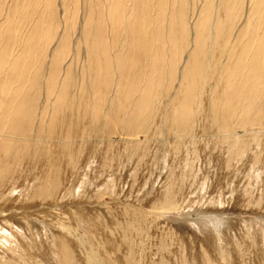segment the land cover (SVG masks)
Instances as JSON below:
<instances>
[{
	"label": "bare ground",
	"instance_id": "bare-ground-1",
	"mask_svg": "<svg viewBox=\"0 0 264 264\" xmlns=\"http://www.w3.org/2000/svg\"><path fill=\"white\" fill-rule=\"evenodd\" d=\"M84 1L86 3L84 6L87 8L88 12H86V18L82 22L80 31L81 39L78 46L81 48L82 46L80 45H83L86 49L85 52L88 54L85 55L88 56L90 65L87 67L86 75L84 76L82 74L86 78H83L82 84L78 87L79 95L81 96H79L80 101L77 102L78 104L75 107L74 104L76 103L73 102L74 100L72 99L71 101L69 99V93H74L71 92V89L76 87V85H73V87L72 83H70L74 75L67 72L68 79L66 78V81L64 79L61 80L60 77L62 78L64 75L62 72V64L65 65L66 59L70 57V53L72 52V43L70 42L69 35H73L76 32L77 24H79L81 20L82 3ZM246 1L247 0H61V4H59V0H7V4L5 3L7 8L5 9L3 3L6 2V0H0V19L1 15L4 16V23L0 21V264H12L10 260H7L6 256L2 255L6 253V251L2 249L5 243H7L8 247L5 246L6 248L4 249H13L9 241L14 237L13 234L15 233L12 229L15 223L12 225V222H9V215L7 217L4 215L6 213L5 211H7L6 207L8 206L6 202H9L11 198L9 195L10 193H6L10 196L8 197L4 190H9V188H11V193L14 192L16 189V184L14 185V183L18 182V175L23 174L21 169L29 167L28 172H26L27 170H23L26 172L27 178L25 180H30L29 184H27V189H22L23 194H27L26 201H41V205L42 202H46L47 200V202H49L51 200V202L55 204L60 202L58 204L60 205L62 202L61 200L65 199L69 194L71 195V192L75 189L74 185H70L71 181L68 178L65 182V177L63 176L65 172L63 170L67 169L71 172L76 170L74 169V162L78 160L76 155H80L83 151L80 149V142L88 126L92 129L91 133L93 137L98 136L99 144H101V146H97L95 149L93 148L94 151L92 150V154H94L97 153L102 146L106 148L104 150L109 152L111 150L116 151L120 147V149H122V147H125L123 144L124 141L128 146L126 148L132 149L128 142H139V138L141 137L140 134L144 131L148 132L151 125L155 124L158 115L165 126H168L167 128L169 129L166 131L169 133V136L174 135L175 130L178 131V135L185 131H188V135H192V133H196L197 129L198 131L200 129L202 132H209L208 123H204L203 120H205L206 117L207 119L211 117L212 126L215 127V132L217 133L216 137L220 144L224 146V148L223 146L222 148L223 150L225 149V154L227 153L229 155L226 157L227 161L224 159L223 163H220L222 168L229 171L227 175H231L230 173L233 171L228 169H235L236 159L245 154L243 150L249 153L253 147L254 149L255 147H263V145L259 144L261 142V136L259 135L260 137H258L257 135L250 138V145L247 146L248 148L244 149L242 147L243 145H240V136L237 137L235 134V131L244 125H249V130L252 132H254V130L251 129L254 126L257 127V123H259L260 126L264 125V0H251V3L249 2L250 10L244 7V4H247ZM58 7L63 10V16L60 20L57 12ZM196 10H198L197 14L195 13ZM193 17H195V20L191 25L190 20ZM242 21H244V23L241 25ZM239 23L241 27H239ZM4 24L5 27H3ZM60 29H63L62 33H60ZM236 31H238L237 35H234ZM171 50L175 52V55L173 54L176 56L174 62L171 61ZM187 50L189 52H187L188 55L185 58V52ZM203 57L210 59L212 69L210 66L203 67L206 65H203ZM219 57L224 58L222 59L223 64L218 61ZM183 58L187 60L185 64L183 63L184 69L181 72V67L179 68V66ZM46 60H49V73H47L46 82L44 83L46 101L45 104L43 102L44 105L42 104L43 107L40 111L36 108V105L40 98L39 90L41 91V88L39 89V85L37 87L36 81L40 74L41 67ZM68 61L70 62V60ZM79 62L80 61H78V64ZM84 64L88 65L86 61ZM221 64L222 66H220ZM202 67L204 70L203 74L200 72L202 71ZM66 71L67 69L65 72ZM71 72L73 71L71 70ZM175 82L179 83L178 87H176L178 83L175 85ZM212 82L214 86L211 87L210 84ZM162 89H165L164 93ZM110 93H113V96L109 99ZM258 101H260V106L255 109L254 105H256ZM236 102H238L237 106L243 108L244 114L246 113L249 115L252 114L253 111H256L255 117L252 118L253 120L250 118L249 121V117L245 118L247 120L244 121V125H239L238 122H229L234 112H236V110H234V106L237 104ZM163 106H165L164 109ZM239 107L236 109L240 110L239 116L241 117L242 111ZM204 111L206 114H202L203 117L201 116V118L203 119H200L199 124L198 116ZM63 113L65 115L64 117L68 119V122H66L67 125L61 123ZM149 123L151 124L149 125ZM151 133H153V131ZM114 134L118 137V141L114 138L115 136L113 137ZM166 140L168 141V139ZM172 141L174 140L170 139L167 143L168 146L166 151L169 155L172 153L173 149L180 150L182 147L179 146V148L175 149L174 144L171 143ZM213 142L210 144H214ZM62 146L63 148H61ZM202 146L203 145H201V147ZM244 147L246 146L244 145ZM247 149H249V151H247ZM260 150H262V148ZM100 151L102 152V150ZM142 152V148L136 147L137 155H135V157H137V160L140 159L139 156ZM185 152L186 151H184V154ZM81 154L84 153L82 152ZM222 154H224V152ZM110 155L112 159V155L114 154ZM96 156H98V154H96ZM256 156L253 157L255 158L254 161H256ZM75 157L77 158L76 160ZM101 157L103 156L101 155ZM90 158L88 159L87 166L92 162L89 161L91 160ZM119 158L122 160L121 157ZM220 159L222 160V158ZM187 161H189V159ZM98 164L101 165L100 162ZM108 165L109 163L107 167H109ZM225 166L228 169H226ZM111 169L113 168L111 167ZM96 170L98 172L99 167L96 168ZM256 170L257 168L255 171ZM87 171L90 173L94 171V169L86 168L84 176L81 179L82 181L86 182V176L88 175ZM112 171L108 169V172ZM20 172L22 174H20ZM104 172L102 174H100L101 172L99 173L101 177H103V175L104 177L106 176ZM180 173V177L175 175L176 173H169V176L165 178L163 191L160 192L157 206L152 209V211L155 210V213L159 214V216L168 215V212H181L182 209L184 211L185 205H198L200 202H195L197 201L195 198V201H191V198V200L189 199L185 204L186 199L188 200L185 187L187 188L189 184L188 186H186L187 183L184 185V181L188 179L182 177L183 171H180ZM257 175L254 169L251 170L250 168L247 171L249 183L250 179H253L251 180L253 182H257L260 178ZM191 177H193V174L188 172L187 178ZM193 179H195V176ZM244 186L242 188H244ZM87 187H81L78 190L80 198L82 194L86 193ZM108 188L109 190L100 189V191L103 194H106L105 192H109L111 195L114 194L115 189L110 185ZM251 190V184L245 187L243 191L238 190V196L241 199L237 204L240 203L243 205L244 203L247 206L257 208L256 211H258L261 207L263 208L264 194H260L258 199H254L251 196ZM263 190L264 188H262L261 192H263ZM24 191H26V193ZM60 198L62 199L60 200ZM208 198L210 197L208 196ZM51 202L49 203L50 205ZM46 205H48V203ZM39 207L38 205L34 208L37 209ZM77 207H79V205ZM9 208L12 209L11 207ZM110 208H106L108 211L107 213L104 212V209H93L94 218H92L93 215H91L93 211L89 212V220L95 222V227L96 223L101 225V219H106L109 223L111 220L108 217H119L116 215V212ZM191 208L193 207L191 206ZM255 208H252V210ZM46 212L47 210L41 213ZM129 212L131 213V211ZM85 215L83 217H85ZM63 216H61V218ZM114 220L116 219H113V221ZM44 223L46 224L47 221ZM103 224H106V222ZM255 224L253 225L256 226ZM4 225L7 226V228ZM20 225L17 226L19 231H22L21 229H26H24V226L22 227ZM28 225L32 228L31 230H34V223ZM52 225V223L51 225L47 224V226L51 228L43 227L42 229L45 230L46 228L48 230L46 233L49 232V235L47 234L45 238L48 236L50 239L49 247L53 251L51 253H54L57 262H53L54 264H145L147 262L145 261L143 263L144 257L142 258L143 255H141L139 251L136 257L127 256L122 260L121 256L118 255V252H120L119 249L109 243L111 239L108 237L103 241V244L115 247L116 251L113 254H107L105 257H103L104 255L102 254L103 256L101 255V258L99 252L91 245L92 248H89L90 250H87L85 252L86 254L83 255L84 249L82 250V254H78L77 247L79 246V241L74 239L72 234L74 230L70 227V223L68 225L62 221L59 223L56 222V227H54L55 231ZM112 225L114 224L112 223ZM9 227H11V229H9ZM100 227L98 229H100ZM133 227L137 229V225L133 224ZM250 228H245L246 232L244 230V234H249V240L253 243V247L256 248L254 251L255 253L258 251V246L264 239H261V242L257 240V229L255 233L252 226ZM100 231L103 233L101 235H104L106 233L105 227L102 226ZM29 232L31 233V231L27 233ZM180 232L181 234H179ZM180 232L177 233L176 231L177 238L173 235L175 233L174 231L171 232L172 234L170 235V241L173 243L169 245V251L172 256L175 257L176 264H220L221 260L214 259L211 251L205 246L206 242L202 244L201 240H197V237L194 238L192 236L189 238L191 242L187 243L188 241H186V237L184 236L185 233L182 231ZM260 234L262 235L264 232ZM43 237L44 235L42 238ZM262 237L264 238L263 235ZM234 238L232 239L234 240ZM81 239H79L80 242ZM86 242L85 240V243ZM236 245L238 248L240 244L236 242ZM22 248H24V246ZM44 248H46V246ZM83 248L85 247L83 246ZM80 249L81 247L79 250ZM245 250L247 249L245 248ZM233 251H231V255ZM241 251L240 254L242 258L240 259L242 260H239V264H243L246 260L244 258L246 254L244 255V251ZM222 253H220V256H223ZM21 254L23 253L19 252V259L11 256V258L14 259L13 264H36L33 261L34 259L36 261V258L32 260L27 257L28 259H25L23 258L24 254L22 257ZM131 254L132 253H130V255ZM34 256L36 257V254ZM237 256H239V254ZM250 256L248 258H250ZM4 259L6 261L5 263L3 262ZM119 260L121 262H119ZM246 261H248V259ZM252 261L251 264L253 263ZM40 262H42V260ZM48 262L46 261V263ZM255 263L260 264L259 261ZM261 263L264 264L263 257L261 258ZM147 264L152 263L150 262Z\"/></svg>",
	"mask_w": 264,
	"mask_h": 264
},
{
	"label": "rangeland",
	"instance_id": "rangeland-1",
	"mask_svg": "<svg viewBox=\"0 0 264 264\" xmlns=\"http://www.w3.org/2000/svg\"><path fill=\"white\" fill-rule=\"evenodd\" d=\"M60 1L61 0H59V4H61ZM249 2L251 3V0H247L246 1L247 4L246 5L244 4V7L247 10H250V3ZM5 3L7 4V0H6V2L3 3V6L6 9L7 6ZM84 4L86 5L85 1L82 3V12H81V17H80L81 20L79 21V24H77L76 32L74 33L75 35L74 34H73L74 36L72 34L69 35L70 42L72 43V45H71L72 52L70 53V57H69L70 59L69 58L66 59V61H65L66 63L64 62L65 65L62 64L63 65L62 66V72L64 75L62 74L63 77L62 78L60 77L61 80L64 79L66 81V78H67L66 73L67 72H69L70 74L72 73L71 75H74L72 77V79H74V80L71 79V81L70 80L69 81H70V83H72V86L76 85V87L73 86L74 89H71V92H74L75 94L69 93V99L71 101H72V99L74 100L73 102L76 103V104H74L75 107L78 104L77 102L80 101L79 96H81V95H79L78 87L82 84L83 78H86L84 76L86 75L85 73H87V67H89V65H90L89 64V58H88V56H86L88 54L87 52H85L86 49L84 48L83 45H80V46H82L81 48L78 46L79 45L78 43L80 42V39H81V32L80 31H81L82 22L86 18V15H87L86 12H88L87 8L84 6ZM196 11H195V13L197 14L198 10H196ZM57 12L59 15L58 16L59 20H60V18L63 16V10L60 9V7H58ZM3 17L4 16L1 15L0 21H3V19H4ZM195 17H193L190 20L191 25L194 22ZM2 23H4V21ZM243 23H244V21L241 22V25ZM238 25H239V27H241L240 23ZM3 27H5V24L3 25ZM62 30L63 29H60V33H62ZM237 32L238 31H236L234 33V35H237ZM78 51H80V52H78ZM171 52H170L171 55L170 54L169 55L172 58L171 61L174 62L176 59V56H174L175 52H174V50H171ZM187 52H189V51L187 50L185 52V58L188 55ZM173 58H174V60H173ZM185 58H183L184 62L181 61V64L179 66V68L181 67L180 68L181 72L183 71V69H184L183 66L187 60V59L185 60ZM222 59H224V58L219 57L218 61H220V63L223 64ZM68 60H70V62ZM87 60H88V62H87ZM78 61H80L79 64H78ZM85 61L88 65L84 64ZM203 61H204L203 65L206 64L203 67H209V66L211 67L210 59L203 57ZM222 64L220 66H222ZM82 65H84V66H82ZM69 66H71V67H69ZM72 67H74V68H72ZM203 67H202V71H200L202 74L204 71ZM45 68H46V70H45ZM48 68H49V60H46L45 63L41 67V71L39 72L40 74L38 75V78L36 81L37 87L39 85V89L41 88V91L39 90L41 99L39 98L37 105H36V108L39 109L40 111L42 110V107L46 101V99H45L46 94L44 93L45 92V87H44L45 84L44 83L46 82V77H47L46 75H48L47 73H49ZM66 69H67V71L65 72ZM211 69H212V67H211ZM71 70L73 72H71ZM44 78H45V80H44ZM177 83L178 82H175V85ZM41 84L42 85L44 84V85L42 86ZM178 85H179V83L177 84L176 87H178ZM210 86L211 87L214 86V83L212 82L210 84ZM260 88H261V86H260ZM165 89L164 90L162 89L163 93L165 92ZM75 90H76V92H75ZM112 96H113V93H110L109 99ZM43 102H44V104H43ZM236 103L237 104L234 106V110H236V112H238V113L234 112L233 116L231 117L232 119L229 121L230 123L231 122H238L239 125H244L245 124L244 121L247 120L245 118L249 117V121H250V118L252 119L255 117L256 111H253L252 114H249V115L246 113L244 114L243 108L237 106L238 102H236ZM159 104H160V102H159ZM259 106H260V101H258L257 104L254 105V108L257 109ZM237 107H239L242 111L241 117L239 116L240 110H237L236 109ZM164 108H165V106H163V109ZM202 114L205 115L206 114L205 111L203 113H200V115L198 116V123L199 124H200V119H203V118H201V116L203 117ZM64 116L65 115L63 113V118H62L61 123H64L67 125L66 122H68V119ZM237 116H239V117H237ZM240 118H242V119H240ZM65 120H67V121H65ZM152 121H153V119H152ZM152 121H151V123H152ZM203 121L206 124L208 123L207 125H208L209 132H202V131H200V129H199V131H198V129L197 130L195 129L196 130V133L194 132L195 134L192 133V135L191 134L188 135V131H185V132H182L178 135V131L175 130L174 135L169 136V133H167V131L169 129V128H167L168 126H165L164 122L161 120L160 116L158 115L157 120H155V124H152L151 128L149 129L151 131L155 127L152 130L153 133H151L152 131L150 132L149 130H148L149 133L142 131L143 133L141 132L142 134H140L141 137L139 136L140 137L139 142H135V143L128 142L130 144V146L132 147V149L126 148L128 146L126 143H124L125 142L124 141L123 144L125 145V147L124 148L122 147V149H120L121 148L120 147L116 151L111 150L109 152V151L104 150L106 148L104 146H102V147H100V150H102V152L99 150L97 153H94V154H92L94 149L97 146H101V144H99V140L97 138L98 136L93 137V135L91 133L92 129L89 128V126H88L87 130L84 133L83 138L81 139L82 143L80 142V149L83 150L82 152L84 154H81L82 153L81 152L80 155L79 154L76 155L78 157V160H76L77 158L75 157L76 162H74V167H75L74 169H76V170H73L74 174H73V172H71L67 169L63 170L65 172L63 174V176L65 177V182L68 178L71 181L70 185H74V187H75V189L73 191L74 193L71 192L72 194L71 195L69 194L70 196L68 195L65 199L60 198V200L62 199L61 200L62 202L60 205H58L60 202H57L55 204L54 202H51V200L49 202H47L48 200L46 202H42L41 205H40L41 201H35L36 203L31 202V201L27 202L26 201V195L27 194L26 195L23 194L22 189L23 190H25V188L27 189V187H28L27 184H29V181H30V180H25L27 178L26 172L29 171V169H28L29 167L25 168V169H21V172L23 174L21 172H20V174H22V175H18L19 173L16 174V175H18V180H17L18 182L16 181L17 183H14V185L16 184L15 188L17 189V191L15 189V191L11 193V188H9V190L8 189L4 190L5 194L10 193L9 195L11 196V198L9 199V202H6V204H8V206L6 205L7 211H5L6 213L4 215H6V217L9 215L8 216V218L10 219L9 222L10 223L12 222V225H13V223H15L12 226L13 227L12 229L16 234L14 233L13 234L14 237H12V239L9 241L12 248L15 249V250L12 249L14 252L11 249L10 250L4 249V248H6L5 246H7V243H5V246L2 250L6 251V253L2 254V255L6 256L7 260H10L12 264L14 262L13 258L19 259V256H20L19 252L24 254V255L21 254V257L23 255V258H25V259H28L27 257L31 258L32 260L34 258H36V261H35V259L33 260L36 264H41V263L43 264V262H44V264H50V262H51V264L53 262L57 263L55 260L54 253H51L53 251L49 247L50 239L48 236L45 238V236L47 234L49 235V232L46 233V231H48V230L46 228H45V230L42 228L48 227L47 224L51 225V223H52L53 224L52 225L53 230L55 231L54 227H56V225H55L56 222L59 223L62 221L64 223H67L68 225L70 223V225H71L70 227H72V229L74 230L72 232L73 237H74V239L79 241V246L77 247V253L78 254L79 253L82 254L83 253L82 250L84 249V253H83V255H84V254H86L85 252L87 250H90L89 248L94 247V249H96V251L99 252V256L102 258L103 255H104L103 257H105V256H107V254H113L116 251L115 247H117L119 249V251L121 252V253L118 252V255L121 256L122 260H124V258H126L127 256L136 257L138 254V251H139L141 253V255H143L142 258L144 257V259H145V260L143 259V263L145 261H147L145 264L150 263V262L152 264H176L175 263L176 262L175 257H173L169 251V248H170L169 245H172V243H173L170 241L171 240L170 235L172 234L171 232L174 231L175 233L173 235L177 238L178 236H176V231H177V233L182 231L183 233H185V235L183 233L182 234L186 237V241H188L187 243L191 242L189 238H191L192 236L194 238L197 237V240L198 239L201 240L202 244H205V242H206L205 246H207V248L211 251V254L213 255L214 259H219V261L221 260L220 264H222V263L223 264H231V263L232 264H239L238 262H240L242 260V259H240V258H242L240 251L243 249L241 251V252H243L245 250V248L248 251L245 250L244 255L248 254L250 256V254L252 253L250 258H248L249 257L248 255H247V258H246V255L244 257L246 260L248 259L249 262L245 260L248 264H251L252 260H253L252 264H256L255 262H257V261H259V263L262 264L261 258L262 257L264 258V244H263L264 238L262 237V235L264 236V234L261 235L260 233L264 232V204L262 205L263 208L262 207L260 208L262 211L260 209H258V211H256L257 208H255V207L247 206L243 202H241V203H243V205L240 203H239L240 204L239 205V204H237V202H239L241 199L238 196V194H239L238 190L243 191V189L245 187L249 186V184H251V188H252L251 196L254 199H258L260 194H264V190H263V192H261L262 188H264V172H263L264 171L263 170L264 169L263 168L264 167L263 166L264 165V152H263L264 151V143H261V142H264V139H263L264 138V133H263L264 132V130H263L264 125L260 126L259 123H257L258 124L257 127L254 126L251 129V130H254V132L249 130V125H246L247 127L245 125L243 127H239L237 129V131H235V134L237 135V137L240 136L239 137L240 138V145L241 146L243 145L242 147L244 149L248 148L247 146L250 145V143H251L250 138L252 136H257V135H258V137L261 136L260 137L261 142L259 141L260 142L259 144L263 145V147L262 146H260V148L255 147V149L253 147L250 151H249V149H247V151H249V153H247L246 150H243V153H245V154H243L244 157L241 156L240 158L236 159L235 169L234 168L228 169L225 166L226 169L233 170V171H231L232 173H230L231 175H227V173H229V171H226L224 168H222L220 166V163L221 162L223 163L224 159H225V161H227L226 157H228L229 155L227 153L225 154V149L223 150L224 146L220 144L218 138L216 137L217 133L215 132V127L212 126L211 117H210V119L209 118L207 119V117H206L205 120H203ZM151 123H149V125ZM263 123H264V120H263ZM212 131H214L216 133V135ZM198 132H201V133H198ZM204 133H206V134H204ZM252 133H256V134H252ZM201 134H202V136H201ZM148 135H150V136H148ZM193 135H195L196 137ZM191 136H193V137H191ZM113 137L118 141V139H117L118 137L116 136V134H114ZM178 138H180V139H178ZM182 138L184 139V141L186 140L185 143H184ZM191 138H193V139H191ZM195 138L197 141L195 140ZM166 139H168V141ZM170 139L174 140L171 143L174 144L175 149L179 148V146L183 147V148L181 147L180 150H174L173 149L172 153H170L171 156L166 151L167 150L166 148L168 146L167 143L169 142ZM212 142L214 144H210ZM196 143H198V144H196ZM201 145H203V146L201 147ZM214 145H217V146H214ZM244 145L246 147H244ZM88 146H89V148H88ZM222 146H223V148H222ZM136 147H140L143 149V152L139 156V158H140L139 160H137V157H135V155H137ZM61 148H63V146ZM261 148H262V150H260ZM125 150H126V152H125ZM180 151H181V153H180ZM184 151H186L185 154H184ZM190 151H191V154H190ZM223 152H224V154H222ZM116 153H117V155H116ZM246 153H247V155H246ZM253 153H254V155H253ZM259 153H261V154H259ZM96 154H98V156H96ZM106 154H107V156H106ZM110 154H114V155H112V159H111ZM101 155L103 157H101ZM183 155H185V156H183ZM248 155H250V156H248ZM256 155H258V156H256ZM115 156H116V158H115ZM124 156H125V158H124ZM180 156H182V157H180ZM254 156H256V161H254V159H255V158H253ZM92 157H95V158H92ZM119 157H121L122 160H120ZM167 157L170 159H168ZM171 157H173V158H171ZM89 158L91 159L89 161L90 162L92 161V162L90 165L87 166ZM220 158H222V160ZM244 158H246V159H244ZM188 159H189V161H187ZM96 161H97V163H96ZM99 162L101 163V165L98 164ZM183 162H184V164H183ZM237 162H239V163H237ZM108 163H109V165H108L109 167H107ZM241 163L244 165H242ZM97 165H99V166H97ZM102 166H103V168H102ZM240 166H241V168H240ZM98 167H99V170L97 172L96 168H98ZM111 167L113 169H111ZM258 167H260L261 169ZM86 168L87 169L92 168V169H94V171H91L90 173L87 171L88 177L86 176V182H85V181H82L81 179L84 176V172L86 171ZM237 168L240 171H238ZM248 168L249 169L251 168V170L254 169V172L256 174H258L257 175L258 177H260L259 180L257 181L260 183H257L256 181H254V182L251 181L253 179H250V183H249V179L247 177V171L249 170ZM256 168L259 171H257V170L255 171ZM108 169L110 171H112V170L113 171L108 172ZM23 170L24 171L27 170V171L24 172ZM104 171H106V172H104ZM180 171H183L182 177L188 179V180L184 181V185H185V183H187L186 186H188V184H189V186L187 188L185 187V191L188 195V197H187L188 200L186 199L185 204L189 201V199L191 200V198H192L191 201L197 200L195 202L200 201L201 203L199 202L198 205L197 204L188 205L190 208L187 205H185L184 211L182 209L181 212H168L167 213L168 215L159 216V214H156L155 210L152 211V209L157 206V201H158V198L160 197V192L163 191L165 178L169 176V173H173V174L176 173L175 175H178L180 177L181 176ZM187 171L192 173L193 177L195 176V179H193V177L187 178L188 177ZM103 172H104V174L106 173L105 177H104V175H103V177L100 176V174H102ZM195 173H197V174H195ZM259 174H260V176H259ZM198 177H199V180H198ZM82 182H83V184H82ZM109 185L115 189L114 194L111 195V194H109V192L108 193L105 192L106 194H103L100 191V189H102V190L108 189L109 190V188H108ZM23 186H25V187H23ZM78 186H79V188H78ZM243 186H244V188H242ZM81 187H83V188L87 187V189H86V193L82 194L81 198H80L78 190ZM233 189H234V191H233ZM19 192H20V194H19ZM24 192L26 193V191H24ZM101 194H103V195H101ZM240 194H241V192H240ZM9 195H7V196L10 197ZM96 195H98V196H96ZM236 195H237V197H236ZM208 196L210 198H208ZM194 198H195V200H194ZM202 198H203V200H202ZM99 201H101V202H99ZM50 202H51V205L55 204L56 206L55 205H54L55 207L52 206L53 208L50 207L51 206L49 204ZM13 203H15V204H13ZM47 203H48V205H46ZM2 204H5V203H2ZM27 205H29V206H27ZM38 205L40 206L39 208H37V209L34 208ZM78 205H79V207H77ZM48 206H49V208H48ZM80 206H81V208H80ZM191 206L193 208H191ZM9 207H11L12 209H10ZM30 207H31V209H30ZM106 208L107 209L110 208L111 210L116 212V215H118L119 217L118 218L117 217L115 218L113 216L108 217L112 221V222L110 221L109 223L106 221V219L105 220L101 219L100 220L101 225H98L96 223V227H95V225H94L95 222L89 220V217H88L89 212L93 211V213H91V215H93L94 214L93 209H104V212L107 213L108 211L106 210ZM252 208H255V209L252 210ZM52 209H54V210H52ZM84 209H85V211H84ZM46 210H47L46 213H41V212H45ZM51 210L54 211L55 213L52 212ZM129 211H131V213ZM157 212H159V211H157ZM206 213H208V214H206ZM83 214L84 215L86 214L85 217H83L84 216ZM54 215H56V216H54ZM127 215H129V216H127ZM61 216H63V217L61 218ZM26 217H27V219H26ZM59 217H60V219H59ZM67 218H69V219H67ZM92 218H94V215ZM113 219H116V220L113 221ZM22 220H24V221H22ZM46 221H47V223L45 224L44 222H46ZM105 222H106V224H103ZM20 223H21V225H20ZM30 223L35 224L34 230H31L32 228L29 227L30 225H28V224H30ZM112 223L114 225H112ZM251 223H253V224L258 223V224H255L256 226L257 225L258 226L256 227ZM119 224H121V225H119ZM133 224L137 225V229L135 227H133ZM18 225H20L22 227L24 226V229L26 228L25 229L26 231L23 229H21L22 231H19L17 229ZM93 226L95 227V229ZM102 226L105 227L106 233L108 235L106 233L104 235H101V234H103L102 231H100ZM111 226H113V227H111ZM251 226L253 228V231H255V233H256V229H257V232H258V233H256L258 236L257 240H260V242H261V239L263 240L260 243V245L258 246V251L255 253H254V251L256 248L253 247L254 246L253 243H251V240H249V234L248 235L244 234L245 228L248 229ZM5 227L7 228V226H5ZM99 227H100V229H98ZM221 227H222V229H221ZM9 229H11V227H9ZM28 231H31V233L30 232L27 233ZM88 231H90V232H88ZM40 232H41V234H40ZM245 232H246V230H245ZM179 234H181V232ZM188 234H190L191 236ZM43 235H44V237L42 238ZM82 235H84V236H82ZM234 236H235V238H234ZM107 237L111 239V241L109 243L114 245L115 247L110 246V245L106 246L103 244V241L106 240ZM231 237L234 238V240ZM81 238H83V239H81ZM79 239H81V242ZM20 240H22V241H20ZM85 240L87 241L86 243H85ZM235 240H237V241H235ZM230 241H232V242H230ZM236 242H238L240 244L238 246V248H237ZM81 243H82V245H81ZM244 243H245V245H244ZM23 246H24V248H22ZM45 246H46V248H44ZM83 246L85 248H83ZM240 246H241V248H240ZM80 247H81V249L79 250ZM109 247L111 250L114 248L113 249L114 251L113 250L111 251L109 249ZM171 248L174 250V248L172 246H171ZM234 248H236V249H234ZM100 249H101V251H100ZM235 250H236V253H235ZM135 251H136V253H135ZM231 251H233L232 255H231ZM222 252H224V253H222ZM25 253L27 256L25 255ZM30 253L33 257L30 255ZM130 253H132V254L130 255ZM220 253H222L223 256H225V257H223L222 255L220 256ZM35 254H36V257L34 256ZM123 254L125 257L123 256ZM238 254H239V256H237ZM226 255H228L229 257ZM11 256L13 258H11ZM236 257H238V258H236ZM44 259H47V260H44ZM41 260H42V262H40ZM48 260H49V262H48ZM227 260H228V262H227ZM231 260H232V262H231ZM46 261L48 263H46ZM3 262L4 263L6 262L5 259L3 260ZM119 262H121V261L119 260ZM244 262H243V264H247L246 262L245 263Z\"/></svg>",
	"mask_w": 264,
	"mask_h": 264
}]
</instances>
